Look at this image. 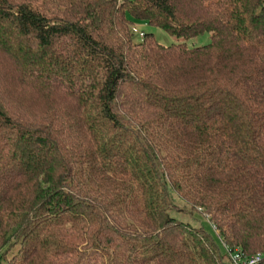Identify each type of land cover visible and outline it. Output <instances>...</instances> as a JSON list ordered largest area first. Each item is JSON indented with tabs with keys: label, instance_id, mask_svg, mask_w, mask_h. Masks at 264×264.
<instances>
[{
	"label": "trees",
	"instance_id": "obj_1",
	"mask_svg": "<svg viewBox=\"0 0 264 264\" xmlns=\"http://www.w3.org/2000/svg\"><path fill=\"white\" fill-rule=\"evenodd\" d=\"M223 245L264 254V0H0V264Z\"/></svg>",
	"mask_w": 264,
	"mask_h": 264
},
{
	"label": "rangeland",
	"instance_id": "obj_2",
	"mask_svg": "<svg viewBox=\"0 0 264 264\" xmlns=\"http://www.w3.org/2000/svg\"><path fill=\"white\" fill-rule=\"evenodd\" d=\"M132 28L136 29L139 33L144 32V33L152 34L156 43L160 46L168 47V46L175 43L174 40H172V38L167 33H165L164 31H162L159 28L148 27V26L142 25V24H137V25L133 26ZM139 38L141 39V37H139ZM134 41L135 42L138 41L136 36L134 38ZM208 42H209L208 36L206 34H204V35H202V36H200L194 40L188 41L187 46L201 47V46L206 45ZM199 220H200V223L202 222L203 224H205V222H203V221H207V219H205V218L202 219V217ZM191 224L193 226H197V224H195L194 222H192ZM222 248L224 249L225 245H223ZM261 255L264 256V254H261Z\"/></svg>",
	"mask_w": 264,
	"mask_h": 264
},
{
	"label": "built area",
	"instance_id": "obj_3",
	"mask_svg": "<svg viewBox=\"0 0 264 264\" xmlns=\"http://www.w3.org/2000/svg\"><path fill=\"white\" fill-rule=\"evenodd\" d=\"M132 32L141 38L143 37V34L139 33L134 28H132ZM224 249L228 254V259L231 264H260V262L264 259V256L261 254L246 256L240 250H234L230 252L226 247Z\"/></svg>",
	"mask_w": 264,
	"mask_h": 264
}]
</instances>
